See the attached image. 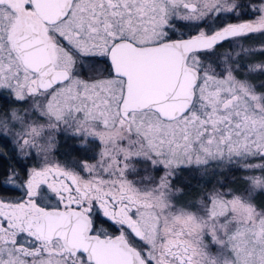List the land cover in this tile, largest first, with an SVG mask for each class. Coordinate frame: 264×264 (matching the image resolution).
<instances>
[{"label":"snow or ice","instance_id":"snow-or-ice-1","mask_svg":"<svg viewBox=\"0 0 264 264\" xmlns=\"http://www.w3.org/2000/svg\"><path fill=\"white\" fill-rule=\"evenodd\" d=\"M0 99V264H264V0H0Z\"/></svg>","mask_w":264,"mask_h":264},{"label":"trees","instance_id":"trees-1","mask_svg":"<svg viewBox=\"0 0 264 264\" xmlns=\"http://www.w3.org/2000/svg\"><path fill=\"white\" fill-rule=\"evenodd\" d=\"M5 101H3V99H0V104H3ZM0 153H5L6 155L0 156V175H2V173L11 165V166H15L17 164V161L12 159V152L11 150L7 149L3 146H0ZM21 164V163H20ZM225 175L229 178L232 179L233 176L238 177L237 173H232V172H226ZM208 179H212L213 183L216 182V180L218 179H222L221 177L219 178V176L215 177H209L207 179H196L193 178L190 183L191 188L187 189V191H193V190H200L204 187H211V185H205V181ZM202 180V181H201ZM201 186V188H200Z\"/></svg>","mask_w":264,"mask_h":264},{"label":"rangeland","instance_id":"rangeland-1","mask_svg":"<svg viewBox=\"0 0 264 264\" xmlns=\"http://www.w3.org/2000/svg\"><path fill=\"white\" fill-rule=\"evenodd\" d=\"M246 43V45L248 44V43H251L250 41H246L245 42ZM258 46V45H257ZM227 47H228V45L226 44V45H224V48L225 49H227ZM4 145V147L5 148H7V149H9V150H11V144H4V143H2V142H0V146H3ZM70 152H72V142L71 141H68L67 142V144L63 147V148H61L60 149V153H61V156H60V159H64V156H63V153H70ZM74 152V151H73ZM71 156H73V154H71ZM20 163H21V165H23L24 164V162L23 161H20ZM28 164H31L32 163V161H28L27 162ZM237 175H238V177L241 175V173H237ZM219 176V175H218ZM193 178H196V179H207V178H209L208 176H204V177H201L200 176V174L199 173H189V174H187V175H182L181 176V178H180V180L177 182L178 184L179 183H183V184H190L192 181V179ZM215 178H216V176H215ZM219 178H220V176H219ZM221 178H223V177H221ZM201 180V181H202ZM200 188H201V186H200Z\"/></svg>","mask_w":264,"mask_h":264},{"label":"flooded vegetation","instance_id":"flooded-vegetation-1","mask_svg":"<svg viewBox=\"0 0 264 264\" xmlns=\"http://www.w3.org/2000/svg\"><path fill=\"white\" fill-rule=\"evenodd\" d=\"M226 45V44H225ZM4 101V100H3ZM70 154H73V156H76V155H78L76 152H70ZM22 167L24 166V164L23 165H21Z\"/></svg>","mask_w":264,"mask_h":264}]
</instances>
